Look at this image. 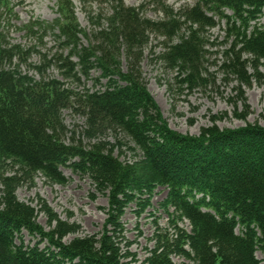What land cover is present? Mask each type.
Here are the masks:
<instances>
[{
  "label": "trees",
  "instance_id": "16d2710c",
  "mask_svg": "<svg viewBox=\"0 0 264 264\" xmlns=\"http://www.w3.org/2000/svg\"><path fill=\"white\" fill-rule=\"evenodd\" d=\"M91 1L109 5V12L103 22L98 14L89 17L95 19L90 33L77 23L71 0L56 1L53 23L29 20L20 30L29 36L56 31L67 53H55L52 64L79 84L98 70L93 86L100 90H77L21 73L16 62L29 49L11 43L7 33L15 27L10 25L13 6L25 0H0V264H173L172 256L187 264H264V120L227 129L216 125L222 117H211V126L197 137L181 135L168 127L139 70L142 50L154 33L167 40L160 59L175 71L180 87L205 86L207 50L217 47L206 34L224 24L215 66L236 80L235 98L247 110L241 89L259 79L264 63V0H194L178 11L162 5L157 21L122 0ZM63 110L85 119L79 135L86 145L75 140L74 131L64 142ZM110 133L114 143L106 141ZM121 138L133 144L129 150L138 151V158L122 161L114 155ZM62 167L86 176L106 195V219L98 235L65 242L78 226L60 221L41 204L46 231L36 222L35 209L16 199L22 182L32 183L39 175L66 185ZM157 188L166 190L160 207L170 217L171 231L157 228L153 247L138 261L121 218L131 203L143 212ZM184 221L188 232L178 226ZM23 233L35 242L26 244Z\"/></svg>",
  "mask_w": 264,
  "mask_h": 264
},
{
  "label": "rangeland",
  "instance_id": "374dc122",
  "mask_svg": "<svg viewBox=\"0 0 264 264\" xmlns=\"http://www.w3.org/2000/svg\"><path fill=\"white\" fill-rule=\"evenodd\" d=\"M57 0H25L22 5L13 6L15 18L10 21L11 26L8 29V39L11 43L20 45L24 49H29L27 56L16 62L21 73L26 74L35 80L43 77L45 79H56L69 86L70 88L80 90L86 87L90 90H100L102 87L93 86L95 80L100 79V72L93 70L90 73V80H81V83L65 79L52 62V56L57 54L66 55V51L61 49V45L57 42V32L47 30L42 36H29L20 27L29 22V20L37 19L39 21L51 24L58 17ZM124 5L133 8H140L142 16L151 21L160 20L163 15L158 10L162 5L171 7L174 11H178L185 5H192L194 0H122ZM75 10V16L80 28L88 33L93 28L89 17L95 14L100 16V22L107 16L109 5L105 3L93 2L91 0H71ZM264 24V19L260 21ZM224 24L209 30L206 38L209 44L217 47L209 48L207 51L210 56L206 58L205 68L209 74V82L205 86L193 90H187L180 87L176 81V73L166 67L160 55L167 40L150 33L148 36V44L142 50V57L139 63V70L144 79L147 91L159 107L163 119L167 122L168 127L181 134L190 137H197L202 128L211 126V117H222L216 122L219 128L237 129L245 124H259L264 120V63L261 65L258 74L259 79L254 80L250 87L241 89L244 94V105L237 100L235 88L237 82L234 78L224 77V75L215 66V62L220 56L217 53L222 49L219 45L224 42V33L222 29ZM179 35V34H178ZM177 40V37L174 38ZM82 45H86L87 41L81 37ZM245 58V57H244ZM120 68L125 71L127 61L123 55L120 56ZM41 72V74H40ZM248 73H252L248 70ZM101 85L105 84V80H100ZM235 104V105H234ZM242 115L245 119L237 117ZM61 118L66 133L64 142L70 141L71 132H75V140L80 139L84 145L87 140L83 139L79 132L84 126L85 119L72 110H63ZM106 141L114 143V135L110 133L106 136ZM123 145H118L114 151V155L120 160L131 161L138 158V151L129 150L133 144L128 143L127 139L121 138ZM67 183L64 186L46 182L42 176L34 178L33 182H22L16 189L15 197L19 202L30 205L36 211V222L48 231L47 217L41 211V204H44L52 214L60 221H67L79 227L78 231L64 238L65 242H69L73 238L98 235L102 229L107 213V197L104 193L96 190L95 186L86 176H80L72 173L69 168L60 169ZM6 176H10L7 172ZM1 189V186H0ZM166 196V190L157 188L150 200V206L143 212L139 213V207L135 203H131L125 210L121 218L124 226V235L128 241L132 243L131 252L135 254L138 261L146 258L147 250L153 247L150 240L156 229L161 232H169L170 217L162 210L160 203ZM185 231H190L187 221L178 224ZM161 229V230H160ZM239 233V230H236ZM26 244H33L35 239L26 233H23ZM41 247H43L41 245ZM256 258L261 259L262 255L256 252ZM173 264H187L188 261L172 256Z\"/></svg>",
  "mask_w": 264,
  "mask_h": 264
}]
</instances>
